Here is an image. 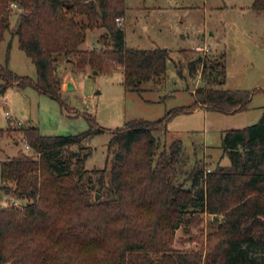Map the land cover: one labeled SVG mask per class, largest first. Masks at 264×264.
Instances as JSON below:
<instances>
[{
  "label": "trees",
  "instance_id": "trees-1",
  "mask_svg": "<svg viewBox=\"0 0 264 264\" xmlns=\"http://www.w3.org/2000/svg\"><path fill=\"white\" fill-rule=\"evenodd\" d=\"M11 2L21 10L14 34L37 78L13 76L0 65L1 89L14 81L59 98L60 57L71 61L73 71L86 65L98 73L119 69L124 86L133 90L165 77L167 48L126 46L124 29L115 21L124 15L125 0H0V41ZM251 7L264 10V0H253ZM79 14L85 20H77ZM94 28H104L101 47H80L86 30ZM224 62V54L217 63L201 56L188 60L190 73L200 66L207 77V84L193 91L191 104L156 120L133 118L112 130L116 149L109 177L94 170L101 173L97 186L83 183L89 170L81 151L89 134L102 127L70 135L21 128L34 152L0 161V191L26 200L21 206L0 205V264H264V107L255 123L222 131L228 165L217 162L206 170L194 161L178 180L181 140L158 150L159 131L167 132L173 114L199 105L226 114L246 108L249 90L212 87L224 82ZM87 188L106 196L91 199ZM204 212L212 215L205 247H173L175 230L198 223Z\"/></svg>",
  "mask_w": 264,
  "mask_h": 264
},
{
  "label": "rangeland",
  "instance_id": "rangeland-1",
  "mask_svg": "<svg viewBox=\"0 0 264 264\" xmlns=\"http://www.w3.org/2000/svg\"><path fill=\"white\" fill-rule=\"evenodd\" d=\"M252 2L125 0L124 21L116 22L124 29L125 44L134 48H167L169 57L164 79L142 82L140 90L128 89L119 69L111 73H93L86 65L82 71H73L71 61L60 57L55 71L60 79L59 98L31 85L18 86L14 81L0 88V161L20 151L34 152L31 147H25L21 128L26 126L37 127L43 135H70L102 127L103 131L94 130L89 134L83 141L86 147L81 151L85 155V168L89 170L83 183L85 187L88 184L97 186L101 173L94 170L103 169L104 177H109L116 149V145L110 143L111 131L127 120H156L169 109L191 104L193 91L207 84V77L200 73V66L196 73H190L188 60L201 56L217 63L224 54V82L213 83L212 87L249 90L251 95L246 108L237 111L240 112L237 115V112L226 114L201 106L190 112L173 114L167 122V132L159 131L158 150L168 146L173 139L181 140L178 180L185 178L194 161L206 170L217 162L228 165L229 158L221 148L222 131L240 127L233 126L235 123L241 127L255 123L264 107V10L253 9ZM20 11L17 7L11 9L9 26L0 41V65L9 69L13 76L36 80V67L19 47L14 34ZM75 18L85 20L80 14ZM103 32L104 28L87 29L80 47H101L98 38ZM68 76L75 78V88L66 90L63 86ZM2 84L4 80L0 77V87ZM189 183L187 181L186 185ZM86 192L92 199L96 191L87 188ZM105 196L99 193L98 199ZM12 201L18 206L26 203L25 199L0 191V205ZM201 218L194 225L178 227L172 246L204 248L207 234L212 229V215L204 212ZM252 253L259 255L257 249H252Z\"/></svg>",
  "mask_w": 264,
  "mask_h": 264
},
{
  "label": "water",
  "instance_id": "water-1",
  "mask_svg": "<svg viewBox=\"0 0 264 264\" xmlns=\"http://www.w3.org/2000/svg\"><path fill=\"white\" fill-rule=\"evenodd\" d=\"M93 73H97V71L93 70ZM63 88L66 90L75 88V84L71 76H68V78H66ZM98 198H99V193L95 192L94 200H98Z\"/></svg>",
  "mask_w": 264,
  "mask_h": 264
},
{
  "label": "built area",
  "instance_id": "built-area-1",
  "mask_svg": "<svg viewBox=\"0 0 264 264\" xmlns=\"http://www.w3.org/2000/svg\"><path fill=\"white\" fill-rule=\"evenodd\" d=\"M10 6L12 7V8H16L17 7V4L15 3V2H11V4H10ZM115 20H116V22L117 23H120L121 21H122V17L121 16H117L116 18H115ZM5 102V101H4ZM6 115H7V117H10V115H9V113L6 111ZM15 123L16 124H19V121H15ZM25 141V140H24ZM25 147L26 148H29L30 146L25 142ZM14 204H17L16 203V201H12Z\"/></svg>",
  "mask_w": 264,
  "mask_h": 264
},
{
  "label": "crops",
  "instance_id": "crops-1",
  "mask_svg": "<svg viewBox=\"0 0 264 264\" xmlns=\"http://www.w3.org/2000/svg\"><path fill=\"white\" fill-rule=\"evenodd\" d=\"M122 19H123V21H124V16L122 17ZM124 34H125V32H124ZM124 39H125V36H124ZM199 48H205L206 49V47H204V46H200ZM207 50V49H206ZM72 77V79H73V82H74V84H75V78L73 77V76H71ZM199 106H201V107H204L205 108V106L204 105H199ZM238 113H240V112H237V113H235V115H237ZM222 114V113H221ZM233 115V114H232ZM234 116V115H233ZM233 126H242L241 124L239 125V124H237V123H235ZM240 127H232V128H240Z\"/></svg>",
  "mask_w": 264,
  "mask_h": 264
}]
</instances>
